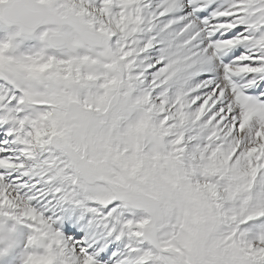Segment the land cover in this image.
<instances>
[{"label":"snow or ice","instance_id":"obj_1","mask_svg":"<svg viewBox=\"0 0 264 264\" xmlns=\"http://www.w3.org/2000/svg\"><path fill=\"white\" fill-rule=\"evenodd\" d=\"M0 264H264V0H0Z\"/></svg>","mask_w":264,"mask_h":264}]
</instances>
